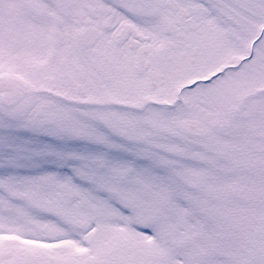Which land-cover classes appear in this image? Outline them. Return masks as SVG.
<instances>
[{
	"label": "snow or ice",
	"instance_id": "1",
	"mask_svg": "<svg viewBox=\"0 0 264 264\" xmlns=\"http://www.w3.org/2000/svg\"><path fill=\"white\" fill-rule=\"evenodd\" d=\"M0 264H264V0H0Z\"/></svg>",
	"mask_w": 264,
	"mask_h": 264
}]
</instances>
